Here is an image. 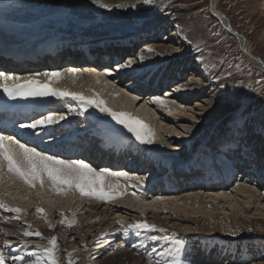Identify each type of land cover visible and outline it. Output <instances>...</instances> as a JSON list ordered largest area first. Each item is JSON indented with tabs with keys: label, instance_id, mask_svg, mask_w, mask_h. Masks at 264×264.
I'll use <instances>...</instances> for the list:
<instances>
[{
	"label": "rangeland",
	"instance_id": "1",
	"mask_svg": "<svg viewBox=\"0 0 264 264\" xmlns=\"http://www.w3.org/2000/svg\"><path fill=\"white\" fill-rule=\"evenodd\" d=\"M52 1L53 0H33L32 3L35 4L32 6L30 5V11H27L31 16L48 13L49 10L53 9L55 5V3ZM64 1L66 0H58L56 3H61ZM69 2L73 3L71 6H68L70 13L64 11L63 17H58L55 19V22H57L58 19L57 23L60 25H66L65 23L67 22V24H69L71 19H76L75 21L78 22L80 27L82 26V30L100 27L102 32L104 31V34H107L111 37H118V35L121 37H126L129 33L130 35L138 33L142 29H146V27L151 28L158 25L163 26L165 36L160 39L159 42L155 37L152 40V43L143 47L137 53L135 52V55L131 56L130 58L138 60V57L141 55H156V47H160V49L162 48V53L165 56L158 55L157 59L161 61H159L160 63L169 62L164 67L168 68L171 66L169 70V76L171 79L173 78L172 80H174L176 84H179L177 86L182 88L184 87L183 89L186 90L193 89L194 86L197 85L195 81L192 80V76L195 75L200 79L196 80L198 81V86L202 84L207 85V94L209 93L211 96H213L216 101H218L219 106L221 105L226 108L224 113L212 118L204 114V111L201 110V108L196 104L190 106L194 108L193 110L189 109L188 116H183L180 114V112H178L179 110L177 109L172 110V107L168 106V104L166 105L168 108L166 106L159 108V110L157 108L155 113V115L157 114V117H152L150 122L141 119L155 131L156 143L151 145H139L131 133H128L126 129L119 127L112 129L109 131L110 133L108 132L102 135V133L105 132H101L99 133L100 136L96 134L99 137H105L108 135L109 137L111 136L117 138L118 140L120 139V142L122 141L123 144L129 147V149L134 150L133 153L137 155L136 159L138 161L140 160L142 163V159L146 160V163L141 165H139L138 161L132 162L133 164L130 165L126 163L127 166H130L131 169L136 171L135 173L130 172V174L150 178L148 181V188H151L152 185L157 183L159 178L162 177V175L158 173V169L163 171L165 166L169 167L171 165L185 166L188 168L196 167L201 168L202 172L205 173L204 177L206 180H208V182H206L204 185L205 188L214 186L215 189L218 188L219 190L221 187H223L226 191L229 189L228 193L230 192L232 195H234L236 193L234 191H236L235 187H237V185L243 184L244 181L252 182L253 180L257 185L259 192L264 193V156H260L262 154L260 149L264 148V136H261L258 131L259 127L264 124V72L256 69L247 61L246 57L241 53L242 49L238 45L237 39H234L235 37H229L230 35L221 26L220 21L210 14V0H155L153 6H147L143 4L142 0H128L122 2L125 5L124 8L116 7V5L121 3H108L112 6L111 11L99 8L97 5L92 4L90 0H82V3L80 4L76 0H69ZM219 10L229 17L232 23V28L253 45L254 55L264 60V2H259L258 0H221L219 3ZM180 19L187 20V24L184 22V27H177L176 23ZM192 28L198 31V39L191 44H180V41L177 39V35L181 34L182 30L186 31ZM207 45H209L208 48H206ZM148 48H152L153 52H148ZM164 49H167L165 50L166 53L164 52ZM194 52L197 53L196 55H200L201 59L196 61V56H191L188 58L186 57L188 54H194ZM147 62L149 63L151 60L148 59ZM150 65L151 64H149V66ZM155 74L158 75L157 72H155ZM102 76L104 78L105 75ZM216 76H219L221 80L214 81ZM107 77L113 82L117 80L114 79L115 77H110L108 75ZM163 78L164 77L161 79ZM104 79L105 80L103 82H105V85H108L106 76ZM62 81L63 83L68 82L67 79ZM115 83L116 85H120L117 86V88L120 90H118V93H123L121 91V89H123L124 93L122 95H126L125 97H127L129 100V96H134L129 91V89L132 88V83L120 84L119 80H117ZM124 85L125 88H122ZM257 89L258 91L255 93V90ZM173 90L174 89H170L165 93H160L155 96L166 97L169 102L175 100L177 103L179 102V105H182V107L184 106L183 108L185 110H188V105L185 104L188 103V100L186 102H184L185 100H180V97H177V94ZM102 91L104 92L105 89ZM110 94L111 93L107 91L106 95ZM112 94L114 95L115 93L113 92ZM106 95L105 97L107 98ZM248 99L250 100L247 102ZM195 100H197V98ZM107 102H109V98H107ZM146 102H151L150 97H147ZM241 102H243L245 107L242 112H238ZM190 103L192 104L195 102L190 101ZM147 107L148 106L145 107L146 110L151 108L150 106L148 108ZM62 108V113L65 112L66 114H70L68 111L70 105ZM186 112L188 114V111ZM190 113L200 118L203 116V119L199 123H196L190 119ZM57 114H60V112ZM238 115L245 118L247 130L239 137L238 146H236L237 149H235L237 151H234V154L230 156L232 160H230L229 163H231V168H233L234 171V173L231 175L234 176V174H236L233 179L240 181H238L236 184L232 183L235 185H229V182H226V184L223 185L225 181L222 176H226L228 171L226 170V165H224L225 163L220 164L221 166H218L217 171L214 169L212 170V168H215L217 167L216 165H219L218 163H215V159L217 161L220 160L221 153L219 152V147H222L226 138L225 131L231 127L230 121H232L233 118ZM81 123L83 125L79 126V128L84 129L83 127H85L87 129L86 121L83 120ZM167 124L169 125V130L166 131L163 130V128L161 129V126ZM156 126L157 128L160 127L159 130L156 128ZM177 132H183L184 135L177 136ZM97 138L98 137H96V139ZM115 138L113 139L117 140ZM252 138L254 139L252 140ZM96 139H93L92 142H95ZM169 144H172L173 147H168ZM215 148L217 149V152L213 151ZM222 149V158H226L229 152H227L224 148ZM142 155L144 158L141 157ZM243 159H245L244 162ZM207 161L209 162L206 163ZM211 165H213V167ZM127 166L125 165V167ZM158 166L159 168H157ZM246 168H248L247 172L244 171ZM223 170L226 171L224 175L221 174L224 173ZM259 177H261V179ZM217 183L219 186L216 185ZM193 187L195 190L198 188V185L194 184ZM148 188H146L147 192ZM130 189L133 190L137 188L130 187L129 190ZM127 190L124 192V195L121 199L112 202L83 198V201L85 199L83 205H86L85 207H82L83 205L81 206L82 208L80 207L81 210L83 209L82 211L80 210V212L88 210L86 207L89 204L100 206L101 209H106L110 211V213L115 212L116 216L120 214L126 215V213H128V209L130 208L136 211L135 208H132L133 205H137L134 207H138L140 205L136 203L135 199L128 196L129 190ZM209 190H211V188ZM133 192L135 191L133 190ZM183 196L184 194L179 195V199L181 197L183 198ZM69 197L74 196L70 195ZM28 198L35 202V205L30 210L34 209L35 211L32 213V215L36 214L37 207H42L41 202L34 197L29 196ZM74 198L73 200L76 202L78 199ZM242 198L243 200L245 199L244 197ZM16 199H18V203H23V201H25L19 197ZM53 201V204L58 203L57 206L45 210L47 219H50L49 221L52 220L51 217H54L53 220L57 219L58 222H61L62 218L59 215L61 209V212H64L66 215H71L69 218H72V213H76V217L79 215V210L76 208L73 210L74 202L70 207H65L68 202H71L70 199H53ZM259 201L263 202L264 200L260 199ZM211 205H213V203ZM226 207L231 212V215L226 212L229 215L224 216L220 210H217L216 214L213 216V219L210 220V224L212 225L213 223L212 229H214L212 233H205L204 229H202V226H205L207 221L203 220L206 217L200 215L199 213H197L196 216H191L194 217V219L201 218L199 221H202L201 224L198 221L199 223L194 222L190 225L191 228H193V232H196V230L199 231L198 233L193 234L185 232L183 229L180 230L179 228H177V230L172 228L170 229V225L178 224V222H180L178 221L179 219H175V217H173V219H169V216H164V213H157L162 214L161 218L164 216L166 222L164 225H156L152 222L153 220L151 216L146 217V215L142 213L140 215H143V217L140 219V221L146 220L148 223L155 225L157 229H165L166 232L159 233L141 230L140 236H136L134 234L129 236L125 247L130 251V253H133L136 258L138 257L145 259L148 263L149 255H152L153 258H157L160 251H163L166 247H170L171 245H166L162 241L158 242L155 244L157 253H153L152 248L154 243L148 241L145 239V237L148 235H171L172 233H175L177 238L183 237L189 241H193L192 248L194 249V254L190 258L194 261V264H228L230 262L229 260H231L229 264H260L261 260H264V208L261 209L263 213L262 216L257 213L255 205L246 208L244 210L246 211V214L240 215L239 213V217H241V219L239 224H236L235 221H237V218L234 219L232 216V213L236 214V211L231 210L229 206ZM120 210L124 213H119L118 211ZM137 214L139 215V213L133 212V216H130V218L135 219V217L138 216ZM166 214L171 213L166 211ZM140 215L138 216L139 218ZM30 221L32 222V220ZM20 225L23 231L29 230L30 226V230H39L42 235H44L43 230H41L42 228H39L40 226L37 224L36 226L35 224L20 223ZM166 225L168 226L167 228ZM96 227L99 228L97 225L93 229H97ZM249 229H252V231H249ZM233 231L238 232V235L235 237L230 235V233ZM72 233H74V231ZM47 234L48 237L50 236V238L52 236H56L58 240L60 239L59 231L54 232V230L51 229L47 232ZM33 238H35V240L41 239L35 236L27 239L31 240ZM120 239L121 236L117 238V240ZM41 241L46 242L47 239L44 238ZM92 242V245H88L89 247L87 245L86 248L82 247L81 251H73L75 255L72 257V259L74 261H79V264H98V262H100L107 256V254H109L110 250L108 249H110L109 247L111 246L104 248V251L101 254L102 256H100V261L99 259L97 261L95 257H97L98 254H96V250H92L96 248L95 245L100 243V241ZM118 243L120 242H116L115 244ZM66 244L67 242L61 244V242L58 241L59 264H67V253H69L68 248L72 247V245ZM44 245L47 246L45 243ZM44 245L41 244L40 246L46 247ZM133 245H135V247ZM18 249L20 250V254H23L26 251L38 250L37 246L34 244L32 245L30 241L27 247H25V245L22 243L15 246L13 245L12 249L4 248L3 250L6 253L11 252V254H16ZM26 259L34 260L35 258L26 257ZM203 259L204 261L206 259V261L201 262L200 260ZM9 264H11L10 256Z\"/></svg>",
	"mask_w": 264,
	"mask_h": 264
},
{
	"label": "bare ground",
	"instance_id": "2",
	"mask_svg": "<svg viewBox=\"0 0 264 264\" xmlns=\"http://www.w3.org/2000/svg\"><path fill=\"white\" fill-rule=\"evenodd\" d=\"M2 1H4V0H0V2H2ZM57 1L58 0L52 1L55 3V5H54L53 9H51L49 11L50 13L46 14L43 17H38L37 19L33 18V16H30L29 12L27 13V11H20L13 5H11V6L3 5L2 8L6 11V13L8 15L11 16V17L9 16L10 19L21 18V19L27 21L28 23H30V25L32 24L33 29H37V28L38 29H42V28L43 29H54V28L59 29V27H61V30L57 29L56 31H54L52 33L53 36L57 37L58 45L60 43H62L64 40H67V41L71 40L73 43L72 44L73 46L80 44V46L82 47L83 44H85V43L88 44V42H92L94 40H97L98 37H104L105 36L103 33L104 31L102 32L100 27L91 28L89 30H87V29L82 30V26L80 27L78 22L75 21L76 19L75 20L71 19V22H69V24H67L68 22L65 23L67 26L64 24L60 25L59 23H57L58 19H57V22H55L56 18L63 17L64 11H67L70 13L68 6H71L73 4V3L69 2V0H66V1L61 2V3H56ZM76 1L79 4L82 3V0H76ZM125 1H128V0H102V2L106 3V4H108V3H114V4L121 3V4H123L122 2H125ZM210 1H211L210 2V14L213 17H215L217 20L220 21L221 26L230 35L229 37H232V35H231L232 32L230 33L228 31L232 27L231 26L232 23H231L229 17L219 10V3L221 2V0H210ZM258 1L264 2V0H258ZM18 2H23L25 5H27L28 6L27 10H29L30 5L32 6L35 4V3H32L33 0H18ZM91 10H93V9H91ZM176 18H177V16H176ZM184 22H185V24H187V20H185V19H182V20L180 19L177 21V23L176 22L175 23L177 24V27L178 26L184 27ZM12 27L13 26L10 24H5L3 26V29L12 28ZM164 36H165V32L163 31V26L158 25V26L151 27V28L146 27V29H142L138 33H134L132 35H130V33H129L125 38L116 39V41H117V43L121 44L120 48H127L129 46L130 47L136 46L137 42H139L143 39H147L148 43H146L144 45V47H145V46L149 45L150 43H152V40L155 37L157 38V41L159 42L160 39H162ZM177 39H178V41H180V44L181 43L182 44L194 43L198 39V31H196L193 28L190 30H186V31L182 30V33L177 35ZM225 39H227V38H225ZM234 39H237L238 45L242 49V50L240 49L241 53L246 57L247 61L256 69L264 72V60L261 59L260 57L256 56V55H254L253 45L250 42H248L243 36H241L239 34ZM90 45H91V43H90ZM208 47H209V45H207L206 48H208ZM206 48H205V51H206ZM137 49H136V51H140L141 47H138ZM156 49H155L157 51L156 55H152V56H145L144 55V61L141 63L137 60L139 63L137 62L130 69H122V70L117 71L116 70L117 66H115V68L110 67V69L112 70V75H110V76L115 77L114 78L115 80L116 79L119 80L120 84L130 83V82L125 81L124 79H127V80L131 79V81L133 82L132 86H131L132 88H134L135 87L134 85H137V84H146V86L152 84L153 87L151 88L150 93L153 94L157 91L155 93V95L163 93V91L165 93L170 89H174L173 91L177 94V97H180V100H185L184 102H186L188 100V103H185L188 105V110H185L183 108L184 106L182 107V105H179L178 104L179 102L177 103V101H176V103L168 102L167 104H168V106L172 107V110L173 109L179 110L178 112H180V114H182L183 116L189 115V109L193 110V108H194V107H190L193 104L198 105L201 108V110L204 111V114H206L210 118L216 117V116H218V115H220L226 111V108L224 106H221V105L219 106L218 101H216V99L213 96H211L209 93L207 94V92H208V86L207 85L202 84V85L198 86V81H196V80H200L199 77H197L195 75L192 76L193 77L192 80H194L195 83L197 84L195 86L192 84L194 86L193 89L186 90V89H183L184 87L182 88L180 86H177L179 84H176L175 81L172 80L173 78L171 79L169 76L170 75L169 70H170L171 66H169L168 68L164 67L169 62L160 63L161 61L157 59L158 55H163V53H162L163 49L162 48L160 49V47L159 48L156 47ZM165 50H167V49H164V52H165ZM131 51H132V49L128 50V52H127V49L125 51L128 53V59H131L130 57L135 55V52H134L133 54H131L129 56V53ZM122 52H124L123 49H122L121 53ZM196 54L197 53L194 52V54H192V55L188 54V56H186V57L188 58L191 56H196L195 57L196 61L201 59V56L196 55ZM163 56H165V55H163ZM118 58H120L118 60H123V62L128 60L126 57H123V56H120V57L118 56ZM148 59H150L151 62L148 63L147 62ZM55 64H57V61L55 62ZM149 64H151V65L149 66ZM67 67L70 68V67H74V66L70 65ZM164 68H166V69H164ZM61 69H64V68H60V69L55 70V71H59ZM50 71H53V69ZM60 72H65V71L61 70ZM154 72H157L158 75L156 76V74H153ZM12 73L13 74H19V75H25V76H27V74H29L27 71H18V72L12 71ZM105 76H106L107 80L110 81L109 78L107 77V75H105ZM105 76H104V78H105ZM162 77H164L165 80H163L164 78L161 79ZM218 77L219 76H216L214 81L221 80L220 77L219 78ZM104 78L101 74H95L93 72L92 73H85L84 71H79L77 73V76L75 78H73V77L67 76V74L65 72V77L63 79H60L58 82H55V81L49 82V80H47V79H41L40 83L41 84H47L48 86H52V85L55 86V85L60 84L61 87L64 86L62 89L63 91L68 90V91L78 93V94H83L86 96H92L95 93H99L101 95V97L106 100V102H107V98H109V102H107V104L109 103L108 106L110 108H112L114 111L130 112L140 120L143 119L144 121L150 122V119L152 117H157V114L155 115L157 108L159 110V108H162L163 106H159V105H156L153 103L151 105V102L150 103L146 102L147 97L139 98L137 95L135 96V93H133L131 90L132 88H130L129 91L134 96H132V97L129 96V98H130V100H129L127 97H125L126 95H122L124 93V91H122L123 93H121V92L118 93L119 88H117V86H120V85H118V84L116 85L115 82L117 80L114 82L116 86L113 88L112 85H109V83H108V85H105V82H103L105 80ZM65 79H67V81H68L67 83L66 82L63 83L62 80H65ZM97 79H99V81H100L99 83H97ZM160 81H162V82H160ZM189 86H191V85H189ZM122 88H125V85ZM104 89H105V91L103 92L102 90H104ZM197 89H201V90H197ZM107 91H109V93H111V94L106 95ZM257 91H258V89L255 90V93H257ZM113 92L115 93L114 95L112 94ZM105 95L107 96V98L105 97ZM153 97H155V96H152L150 99L152 100ZM195 97L197 98V100H195L196 99ZM249 100L250 99H248L247 102ZM190 101L191 102L194 101L195 103L191 104ZM208 101H212V103L209 104V103H207ZM69 105L71 108H76V109L79 108L78 102L72 100L69 97L64 101L63 104L57 106L51 112L62 113L63 112L62 107H67ZM141 105H143V107H141ZM146 106L151 107L150 109L147 107L149 111L146 110V108H145ZM168 106H166V107L168 108ZM186 111H188V114ZM88 112H89L90 117H88L87 120L83 118L84 115L81 116V115H77L76 113H72V112H70V114H66L64 112L63 114H65L66 118H68L70 120L65 119L60 124H58L59 127L53 125V126H51V128L54 130L61 129V130L66 131L67 135L65 137V141H69L71 139L68 136L69 134H71L70 132H75L76 134L77 133L81 134L84 131V129L79 128V126L83 125L81 123V121L83 122V120L86 121L87 128L91 129L90 132L91 133L94 132L93 134H97V135H99V133H101V130H102V132H105V133H102V135H103V134H106L107 132H109V130H108L109 128H111L113 126L114 127L118 126V124H116L115 121L111 120L110 117H108L105 114L99 113L98 110H96V109H89ZM152 114L155 116H153ZM191 116H193V115L191 114ZM195 117H196V121H198V123L203 119V116H201V118L198 116H195ZM151 122H152V120H151ZM97 123H101V129L100 130L97 129L96 131H93V130H95V128H97L96 127ZM158 125H160V124H158ZM168 126H169L168 124L163 125V126H161V129L163 128V130L167 131V130H169ZM121 128H123V127L121 126ZM156 128H157V126H156ZM159 128H157V129L159 130ZM90 136L91 135L89 134V137ZM33 137L35 138V136H33ZM95 137H97V136L96 135L93 136V139H96ZM82 138H84V140H86L88 137L84 135ZM228 138H230V137H228ZM253 139L254 138H252V140ZM119 140H117V141H119ZM73 142H74V140H73ZM79 142L81 143V141H79ZM106 142L108 143V145L111 144L110 146H113L115 144V140H113L112 138H107L103 144V147L105 146ZM92 143H95V142H92ZM96 143L98 144L99 141H96ZM77 145H80V144L77 143ZM236 146L237 145L233 146L234 151H237V150H235V149H237ZM75 147H77V146H74V148ZM121 147H123V146L121 145ZM222 148L223 147H221V146L219 147V152L221 153L220 160L217 161L215 159V161H216L215 163H218L219 165H216L217 167L212 168V170L214 169L215 171H217L218 166H221L220 164L225 163L224 165H227L226 170H228V171H227L226 176H222L224 178V181H225V183H223V185L226 184V182H229V185H235L240 180H237V179L234 180L233 179V177L236 176V174H234V176L231 175L232 173H234V171H233V168H231V163H229V161L232 160L230 156L234 154V151L229 152L228 156H226V158H222L223 157L222 156L223 155V152H222L223 149ZM69 151H73V150L69 149ZM213 151L217 152V149L215 148V150H213ZM262 151H264V148L260 149L261 153H262ZM128 152L129 153H127V155L125 157L130 159V161H132V162H137L138 161L136 159L137 155L134 154L132 151H128ZM260 156H262V154ZM141 157L144 158L143 155ZM244 161H245V159H243V162ZM208 162L209 161H207L206 163H208ZM212 163H214V162H212ZM126 166H127V164H126ZM211 166L213 167V165H211ZM93 167H95V165ZM127 167H128L127 171L133 170V169H131L130 166H127ZM95 168L100 169V167H95ZM247 170H248V168H246L244 171L247 172ZM133 171H135V170H133ZM225 172L226 171H224V173H221V174L224 175ZM133 176H135V175H133ZM201 178L202 177H200L199 179H201ZM259 178L261 179V177H259ZM149 179L150 178H148L142 186L138 185L137 187H135L137 189H133L136 193V196H138L140 199H137L136 196L132 195L133 190H131V189L129 190L130 187L127 188L129 190V191L127 190L128 196L135 199L136 203L140 206L134 207L136 204L133 205L132 208H135L136 211L130 208V209H128V213H126V215L120 214V215L116 216L115 212L110 213V211H108L106 209H103V208L101 209L100 206L91 205V204L87 205L86 208H88V210L85 209L86 211L80 212L81 208L85 207L86 204L83 205V202L85 201V199L83 201V198H81L78 193L70 194V195L76 197V198H74V197H69L70 195H68V196H56V195L52 194L51 192H48V196H51L52 199H62V200L70 199L71 202H68V204L65 205V207H70L71 204H73V202H74L73 198L78 199L76 202H74V205H73L74 206L73 210L75 208L77 210H79L78 211L79 215L77 217L75 216V219L78 221V223L76 226H74L72 228H68V227H65L64 225H61L62 223L58 222L57 219L53 220L54 217H51L52 220L50 221L51 222V227H50V225H48V223H46L43 218L38 217L37 213L32 215V213L35 211L34 209L30 210L35 205V202H33L32 199H29V198L24 199L25 201H23V203H18V199H13L12 197H5L6 203L10 204L11 206L21 207L22 209H24V213L22 214L21 219L16 220L15 214L6 213L3 210H0V229H3V232H0V250L4 249L3 245H2V241L5 239L12 241V244L14 246L22 244L21 241L24 240L25 237H23V235L21 233V232H23V230L21 229L20 223L35 224V225L37 224L38 226H40L39 228H42L41 230H43V233H44L43 236H45L44 238H46L47 240L50 239V236L48 237V234H47L48 231H50L51 229H53L54 232L59 231L60 239L58 241L61 242V244H64L65 242H67L66 245H68V244L72 245V247L68 248L69 252L81 251V248L82 247L85 248V245H87V246L92 245L91 244L92 241H95V242L100 241V243H98L96 245L94 244L96 246V248H94L92 250V251L96 250V254H98V256L95 257V259H97V261H98V259L100 261V256H102L101 254L103 253L104 248L107 246H111V247H109L110 249H108V250H110L109 254H107V256L104 259H102L100 262H98V264H148L145 259H141L138 257L136 258V256L133 253H130V251L128 249H126V247H123V248H117L116 247V245H117V244H115L116 242H120L118 244H125L126 245L128 242L127 239L131 235L130 234L128 236H125L122 231H121L122 233L120 231H118V229L120 227V225L117 223L118 221H124L125 224H132V223H135L137 221H140V219H142V217H143V215H140V214L144 213L146 215V217L151 216V218L153 220L152 222L154 224L164 225L166 222V219L164 216H169V219H173V217H175V219H179L178 221H180V222H178V224L170 223V224H173V225H170V227H169L170 229L172 228V229L177 230V228H179L180 230L183 229V231L189 232L190 234H193V233L199 232L198 230H196V232L195 231L193 232L192 231L193 228H191V226H190L194 222L196 223L199 221V219H201V218L194 219V217H191V216H196L197 213H199L200 215H203L207 218L206 219L204 217L205 219H203V220H206L208 225L206 223V225H207V226L205 225L206 227L202 226V229H204L205 233H212L214 231V229H212L213 223L211 225L210 220L213 219V216H214V214H216L217 210H220V212L223 213L224 216H227L229 214L231 215V212L227 209L226 206H229V208L231 210L236 211V214L232 213L233 214L232 216L234 217V219L237 218V221H235L236 224H239L240 219H241V217H239V213H240V215L246 214V211H244V210L246 208H249L250 206L252 207L253 205H255V207L257 209L256 210L257 213H259V215H261V216L263 215L261 209L264 208V204H263L264 201L261 202L259 200L260 199L264 200V193L259 192V189L253 180H252V182L251 181L250 182L244 181V183L242 181L243 184L237 185V187H235L236 191L233 190L234 192H236L234 195H232V193H230V192H229L230 195H226V194H229L228 193L229 189L226 191L223 187L220 188L222 190H220V189L218 190V188L215 189L214 186L209 187V188H205L204 186H202L200 188L198 187L195 190L193 188L192 189L189 188L188 191L181 192V193L176 194L174 196L171 195L170 193H160L158 195H154V196L149 197V196H147L148 194L146 195V193H148L146 188H148V186H149V182H148ZM203 181L204 182H202V184L204 183V185L206 184V182H208V180H206L205 177H204ZM110 182L114 183L116 181L114 178H112L110 180ZM120 182L124 183L123 180H121ZM166 182L167 181L164 180L163 182L158 183V185H161V189L166 184ZM133 183H136V181H133ZM232 183H235V184H232ZM186 185L187 184H185V182L183 180H179L177 183H173V185H171L172 186L171 188L175 191L176 189L184 188ZM164 188H166V187L164 186ZM210 188H211V190H209ZM145 190H146V193H145ZM207 190H208V192H207ZM8 191L12 192L13 195L18 196L20 199H23V197H25V196H27V197L30 196V197L36 198L38 201L41 202L42 208L44 210H47V209L52 208V207L54 208L58 204V203L57 204L48 203L47 202V196L45 197L44 200H41L39 197L36 196L35 192L29 194L27 189L24 188L22 185H13V186L8 188ZM225 191H226V193H225ZM18 193H19V195H18ZM222 193L224 194V196L220 195ZM181 194H184V196H183V198L181 197L179 199V195H181ZM158 197H166L169 199H167V201L165 203L145 204L143 202V201H155ZM242 197H244L245 199L243 200ZM212 203H213V205H211ZM59 205H61V204H59ZM61 206H63V205H61ZM195 207H197V208H195ZM212 208H215V209H212ZM61 210H60V212H61ZM131 210H133V211H131ZM166 211H168L171 214H166ZM118 212L120 213L123 211L120 210ZM133 212L139 213L140 218L138 217L139 216L138 214H137L138 216H136L137 218L136 217H135V219L130 218V216H133L132 215ZM161 212L164 213V216H163L164 218L163 217L161 218L162 214H157V213H161ZM226 212L229 214H227ZM68 215L69 214H67V216ZM70 216H68V217H70ZM5 217H7L10 222H7V223L4 222L3 218H5ZM163 219H165V220H163ZM30 220H32V222ZM18 221H22V222H18ZM199 222L201 224L202 221L200 220ZM233 222H234V220H233ZM97 225L99 228L96 227L97 229H93ZM167 227L168 226L166 225V228ZM73 231H74V233H72ZM120 236H121V239L117 240V238H119ZM88 239H90V240H88ZM41 240L42 239L35 240V238H33L31 240H28V241H30V243L32 245L34 244L35 246H37V244L38 245H41V244L44 245V243L47 244V241L44 242ZM111 244H113V245H111ZM44 246H46V245H44ZM61 247H62V245H61ZM200 261L205 262L206 259H205V261H204V259L200 260ZM229 261L231 262V260H229Z\"/></svg>",
	"mask_w": 264,
	"mask_h": 264
},
{
	"label": "snow or ice",
	"instance_id": "3",
	"mask_svg": "<svg viewBox=\"0 0 264 264\" xmlns=\"http://www.w3.org/2000/svg\"><path fill=\"white\" fill-rule=\"evenodd\" d=\"M18 2V0H17ZM143 4L147 6H153L155 0H142ZM91 3L97 5L101 9L112 10V6L103 3L102 0H91ZM117 8H124V4L116 5ZM148 52H153L152 48L147 49ZM139 62L144 61V56L138 57ZM137 63L136 59H128L119 65H117V71L122 69H130ZM81 71L78 68L70 67L65 70L67 76L75 78L77 73ZM90 73L95 71L94 69H87ZM65 72L60 71H44L34 73L28 76H17L13 73L0 71V91H2L9 99L16 100L18 98H47L55 97L57 100L71 98L78 102L79 108H69L68 111L83 116L89 109H96L99 113L105 114L115 121L116 124L121 125L128 133L135 138V141L139 145H151L156 143V134L154 129L138 119L130 112H117L110 108L105 99L101 97L99 93H95L92 96H86L83 94L74 93L68 90L60 91L49 87L47 84H41V79H47L49 82H58L65 77ZM101 75H112V70L107 69ZM23 80L25 83H20ZM97 79V83H99ZM114 88L116 85L113 81H108ZM123 91V89H121ZM151 102L159 106H166L169 102L166 97L155 96ZM176 103L175 100L170 101ZM207 103L211 104L212 101ZM143 107V105H141ZM244 104L241 102L238 112L244 110ZM66 119V115L63 113L57 114L54 112L44 113L40 118H36L27 123H21L20 128L29 130L33 135L37 134V130L48 129L55 124H60ZM192 121H196V117L190 116ZM231 127L225 132V140L222 147L227 152L234 151L233 146H238L239 137L247 130V124L245 118L242 116H235L230 121ZM188 127V126H186ZM259 134L264 136V124L259 129ZM177 136L184 135L183 132H177ZM231 137V138H228ZM168 147H173L169 144ZM264 156V151H262ZM227 166V165H226ZM114 178L116 182H110ZM148 177L133 176L126 171L113 172L110 169H97L90 163L75 158H61L56 154H48L42 149H38L36 146L31 145L28 141H21L14 134L5 133L0 130V210L6 213L15 214V219L19 220L24 213V209L19 206H11L5 202V197L18 198L8 191V188L13 185H22L27 189L29 194L35 192V194L44 200L47 196V202L53 204L54 201L51 196H48V192L56 196H68L70 194L78 193L81 198L95 199L105 202H112L121 199L124 192L128 187L135 188L138 185L142 186ZM123 180L124 183L120 181ZM136 181V183H133ZM136 196V193H132ZM224 196V194H220ZM230 195V194H229ZM137 199H140L136 196ZM23 199H28L27 196ZM166 197H158L155 201H143L145 204L165 203ZM37 215L43 218L46 223L51 222L47 219L45 210L42 207H37ZM61 223L65 227L72 228L77 225L78 221L75 219L76 213H72V218H69L64 212H60ZM4 222H10L7 217L3 218ZM120 225L118 231H122L125 236L134 234L140 236L141 230L148 232L165 233V229H157L155 225L148 223L146 220L137 221L132 224H125L124 221L117 222ZM252 231V229H249ZM3 232V229H0ZM23 237L31 238L33 236L44 239L42 233L39 230H24L22 232ZM233 237L238 235V232L233 231L230 233ZM148 241L154 243L152 248L153 253H157L155 246L158 242L164 244H170V247H166L163 251L158 253L157 258H153L152 255L148 256V264H194V261L190 258L194 254L192 248L193 241H189L183 237L177 238L175 233L171 235H148L145 237ZM28 246V239L21 241ZM143 243V239H142ZM3 248L12 249L13 244L10 240L2 241ZM125 244H117V248L125 247ZM135 247V245H133ZM87 246L85 245V248ZM37 251H26L20 254V250H17L16 254L11 252L6 253L4 250H0V264H9V256L11 258V264H59L58 257V238L52 236L47 240V246L42 247L37 245ZM75 255L73 252L67 253V264H79V261H74L72 257ZM35 258L32 259H26ZM260 264H264V260H261Z\"/></svg>",
	"mask_w": 264,
	"mask_h": 264
},
{
	"label": "water",
	"instance_id": "4",
	"mask_svg": "<svg viewBox=\"0 0 264 264\" xmlns=\"http://www.w3.org/2000/svg\"><path fill=\"white\" fill-rule=\"evenodd\" d=\"M228 31H229L230 33L232 32V33H231L232 37H237L238 34L235 32V30H233V29L230 28Z\"/></svg>",
	"mask_w": 264,
	"mask_h": 264
}]
</instances>
